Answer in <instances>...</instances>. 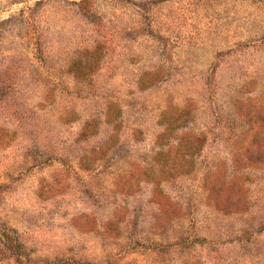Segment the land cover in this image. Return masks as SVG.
<instances>
[{"label":"rangeland","instance_id":"1","mask_svg":"<svg viewBox=\"0 0 264 264\" xmlns=\"http://www.w3.org/2000/svg\"><path fill=\"white\" fill-rule=\"evenodd\" d=\"M0 264H264V0H0Z\"/></svg>","mask_w":264,"mask_h":264}]
</instances>
